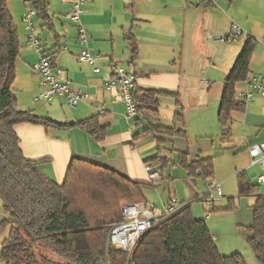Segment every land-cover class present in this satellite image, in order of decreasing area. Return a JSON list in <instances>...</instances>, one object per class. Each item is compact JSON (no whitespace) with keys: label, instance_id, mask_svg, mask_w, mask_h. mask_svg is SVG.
Returning <instances> with one entry per match:
<instances>
[{"label":"crops","instance_id":"1","mask_svg":"<svg viewBox=\"0 0 264 264\" xmlns=\"http://www.w3.org/2000/svg\"><path fill=\"white\" fill-rule=\"evenodd\" d=\"M47 1L49 5L46 14L50 17L51 28L45 26L41 18L33 15L30 17L32 32L47 53L56 54L55 68L60 70L58 79L68 81L72 90H78L87 97L77 99L74 107L68 104L65 96H55L51 101L36 99L42 88L41 77L33 69L39 61V54L35 47L27 43L29 31L22 19L25 12L32 9V5L28 0H6L19 41L15 79L11 85L17 108L58 123H75L98 116L100 124L106 127V133L102 140L96 141L89 133L76 126L60 129L32 123L15 125L14 131L25 158L45 159L37 164L38 172L62 183L69 162L76 157L113 169L134 182L146 183L149 181V172L159 168H148L144 163L146 159L159 156L170 160L167 156L160 155L162 146L176 152V160L179 152L187 153L191 159L202 157L200 152L207 145H194L187 134L186 137H170L144 132L148 121L166 125L159 119V105L157 119L156 116L145 117L141 113L126 116L124 103L118 99L113 89L107 87L112 76L111 63L117 61L120 66L134 73L137 95L149 89L174 94L159 96V101L160 98L175 101L172 119L179 109L176 103L178 101L183 113L185 109V115L188 113L186 107H192L191 110L196 112V122L193 124H199L206 116L212 85L210 79H201V74L208 76L207 65L211 62L216 64L217 59L230 49L217 38L222 34L227 36L229 30L232 31V26L235 25L233 20L245 28L248 32L246 37L252 34L257 36L248 26V17L240 18L238 14L240 10L247 11L242 6L245 0H84L79 21L87 31L86 48L96 58L94 65L77 59L81 46L78 44L76 26L66 18L71 10L72 0ZM257 1L262 0H254ZM128 38L136 48L134 59ZM206 41H211L210 45L215 49L211 54L208 49L200 50L203 46L206 47ZM242 44L236 51L237 55ZM64 46L66 50H62ZM253 61L264 64V56L253 50L250 63ZM94 67L99 71L95 72ZM244 89V80L235 84L236 99L240 100L237 94ZM207 123L209 126L210 122ZM200 134L205 133L203 131ZM229 135L222 136L224 142L228 141ZM249 183L252 184L250 181ZM239 184L240 181L238 191ZM238 196H249L254 202L256 195L238 193ZM233 200L231 197L227 205L233 204ZM179 204L181 207L187 205ZM161 212L155 210L156 215ZM7 215L0 200V222ZM204 220L206 221V217ZM211 228L214 229L213 226Z\"/></svg>","mask_w":264,"mask_h":264},{"label":"trees","instance_id":"2","mask_svg":"<svg viewBox=\"0 0 264 264\" xmlns=\"http://www.w3.org/2000/svg\"><path fill=\"white\" fill-rule=\"evenodd\" d=\"M28 1L35 15L50 27V17L46 14L48 1ZM246 38L223 80L219 94L217 117L224 137L230 133L231 113L245 110V102L236 99L234 93L235 84L248 79L249 63L255 47V38ZM127 40L134 59L136 48L130 38ZM18 46V36L6 0H0V200L8 214L0 222V229L6 224L10 225L9 233L0 245L1 261L5 264H37L35 248H44L63 259V264H103V261L107 264H243L239 254H220L207 222L195 219L188 204L171 215L159 214L153 226L139 237L129 255L107 244L110 224L121 220L122 206L136 203L147 205L143 191L156 187L160 177L149 179L146 183L134 182L113 169L76 157L69 162L62 183L38 172L37 164L45 159L25 158L14 131L15 125L32 123L60 129L76 126L96 141L104 138L106 127L100 124L98 116L75 123H58L35 116L30 111L19 110L11 88L15 79ZM163 94L174 95L153 89L137 95L134 90L132 98L136 103V112L145 117L156 116L157 119L159 96ZM176 103L179 109L172 119L173 125L183 122L182 106L178 101ZM173 125L148 121L144 132L186 137L184 130ZM166 162L165 158L159 156L144 161L148 168H160ZM177 163L191 179L195 176L211 178L213 175L214 164L210 156L189 160L187 153L179 152ZM243 181L241 178L237 191L239 195H256L252 204V224L248 227L251 235L245 240L255 261L264 264V194H259L258 184ZM99 184L115 193L117 199L114 205L108 206L107 212L105 209L100 214H91L86 204L98 203L93 194L99 191ZM232 206L229 204L227 208ZM41 262L56 264L44 256H41Z\"/></svg>","mask_w":264,"mask_h":264},{"label":"rangeland","instance_id":"3","mask_svg":"<svg viewBox=\"0 0 264 264\" xmlns=\"http://www.w3.org/2000/svg\"><path fill=\"white\" fill-rule=\"evenodd\" d=\"M242 6L247 11L240 10L238 14L240 18L248 17V26L257 33L256 37L252 34L255 38L254 50L257 54L264 56V0L259 2L245 0ZM233 24L239 26L242 35L240 34L234 41L222 42L228 45L230 49L217 59L216 64L211 62L207 65L208 76L201 74V79H210L212 81L205 118L203 117L202 122L199 124H193V122H196L194 119L196 112L191 110L192 107L190 109L186 107L187 115H185V109L184 113L182 110L184 114L183 122L180 124L178 122L174 123L177 128L184 130L189 141L194 145L204 143L207 145L205 149L201 150L200 154L203 155L202 157H212L214 163L212 177L195 176L193 179L189 178L186 171L177 163L176 152L169 151L168 148L162 146L159 152L161 153L160 155L167 156L171 161L168 159L167 164L156 170L157 177L159 176L161 180L158 181L156 187L146 188L144 195L145 202L151 208L158 209V212L163 210L162 205L166 204L168 199L172 197L178 203H187L195 219H204L206 217L207 225L210 227L211 235L216 238L215 243L221 255L239 254L243 264H260L255 261L253 252L245 240L251 235L248 227L252 224L251 205L253 202L249 196H238L237 191L240 180L237 178V174L243 173L241 177L244 180L243 182L250 181L252 184H257L258 175H264V169L258 163H252L248 153L250 146L264 143V96L256 92V90H251L252 98L249 100L242 99L246 103V109L244 112L233 111L231 113V130L228 141H223L221 126L217 117L219 94L224 76L230 69L237 55L236 51L246 39L245 37L248 33L237 21L233 20ZM230 33L231 30H229L228 34ZM223 36L225 35L222 34L217 39ZM210 42L206 41L204 43L206 47L203 46L200 50L208 49L210 54L214 52L215 49L211 47ZM253 77H264V64L262 62L257 61L255 63L253 61L250 63L249 78ZM240 84L238 88H240ZM159 102V119L161 123L172 125L171 119L175 101L160 98ZM207 122H210L209 126ZM203 131L205 134H200ZM213 181L219 184L221 196H218L215 193L216 190L210 187ZM258 191L260 194H264V186H259ZM93 196L98 199V203L87 202L86 204L89 209L88 212H91V214H100L105 209L107 212L108 206L114 205L115 199H117L115 193L109 189L105 190L100 184L99 191H95ZM209 196H214V199L210 200ZM231 197L234 198L233 206L227 208L228 200ZM87 201H89L88 198ZM120 205H122V201ZM4 226L0 229V245L9 233L10 225L6 224ZM35 254L38 258L37 264H43L41 256L56 262V264L64 263L63 259L53 255L51 251L44 248H35ZM102 263L107 264L106 261ZM0 264L5 263L0 260Z\"/></svg>","mask_w":264,"mask_h":264},{"label":"built area","instance_id":"4","mask_svg":"<svg viewBox=\"0 0 264 264\" xmlns=\"http://www.w3.org/2000/svg\"><path fill=\"white\" fill-rule=\"evenodd\" d=\"M210 1V0H205ZM84 0H72L71 10L66 14V18L69 22L74 23L76 26V35L78 44L81 46V50L77 56L78 61L87 62L89 64L95 63L96 58L92 57L87 48V31L79 21L80 13L82 12L81 6ZM34 15L33 10H28L23 16V21L26 23V28L29 33L27 35V43L30 46L35 47L38 50L39 61L33 66V69L41 77V90L39 91L36 99L51 101L55 96H65L68 104L72 107L75 106L76 100L79 98H86L87 95L76 90H72L69 87L68 81H61L58 79L60 70L55 68L56 54L47 53L40 45L39 39L33 34V24L30 17ZM242 33L241 29L237 25L232 26V31L227 36L219 38L223 42L234 41ZM61 49V48H60ZM66 46L62 50H66ZM112 76L107 84L108 88L113 89L118 99H120L126 107V116L131 117L137 114L136 103L133 100V92L136 87V78L133 72L126 70L120 66L117 61L111 63ZM95 72L99 71L97 67H94ZM245 82V89L239 91L237 94L240 100H249L252 98L251 90H256L264 96V77L248 78ZM249 156L252 163H258L262 169H264V143L256 144L248 148ZM242 176L243 173L237 174ZM149 179L153 180L157 177V172L152 171L148 174ZM257 184L261 187L264 186V175L257 176ZM210 187L215 189L218 196H221L219 184L214 181L210 184ZM210 200L214 199V196L208 197ZM181 205L175 198H170L167 205L164 206L162 214L171 215L176 212ZM145 205L143 203L124 205L121 209V220L110 224L107 244L120 248L128 255L131 254L136 242L142 234L153 226V222L156 221L157 216L155 209ZM160 213V214H161Z\"/></svg>","mask_w":264,"mask_h":264}]
</instances>
